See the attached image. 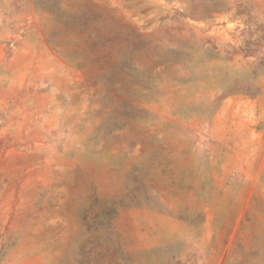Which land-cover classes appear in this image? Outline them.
Wrapping results in <instances>:
<instances>
[{
	"label": "rangeland",
	"instance_id": "374dc122",
	"mask_svg": "<svg viewBox=\"0 0 264 264\" xmlns=\"http://www.w3.org/2000/svg\"><path fill=\"white\" fill-rule=\"evenodd\" d=\"M0 264H264V0H0Z\"/></svg>",
	"mask_w": 264,
	"mask_h": 264
},
{
	"label": "trees",
	"instance_id": "16d2710c",
	"mask_svg": "<svg viewBox=\"0 0 264 264\" xmlns=\"http://www.w3.org/2000/svg\"><path fill=\"white\" fill-rule=\"evenodd\" d=\"M241 6H243V3H239V4H238V7H241ZM240 13H241V11L238 10L237 14L240 15Z\"/></svg>",
	"mask_w": 264,
	"mask_h": 264
}]
</instances>
